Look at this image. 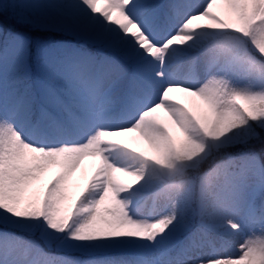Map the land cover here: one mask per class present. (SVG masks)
Returning <instances> with one entry per match:
<instances>
[{
    "label": "snow or ice",
    "instance_id": "snow-or-ice-1",
    "mask_svg": "<svg viewBox=\"0 0 264 264\" xmlns=\"http://www.w3.org/2000/svg\"><path fill=\"white\" fill-rule=\"evenodd\" d=\"M32 2L0 21V264H264V0Z\"/></svg>",
    "mask_w": 264,
    "mask_h": 264
},
{
    "label": "rangeland",
    "instance_id": "rangeland-1",
    "mask_svg": "<svg viewBox=\"0 0 264 264\" xmlns=\"http://www.w3.org/2000/svg\"><path fill=\"white\" fill-rule=\"evenodd\" d=\"M0 5H2L3 8H10L11 10L17 11V10H23V9H41L45 8L48 5L43 2H32V0H0ZM99 7H103V0H100ZM213 11H215L218 15H220L223 19L229 20L231 18L229 9L226 5L223 3H217ZM175 99H178L181 101V103L185 104L190 109L193 110H199L197 108V102L196 104L193 103L192 99L189 97H186L183 93H173L172 94ZM201 114L203 112L201 111ZM161 118L167 119V116L165 113L161 112L159 113ZM113 139L121 144H127L130 148L135 149L137 152H144L146 154H153L152 148L148 141L139 133V132H132L127 133L124 136H116L113 137ZM99 164V159L94 156H86L81 161L79 167L73 171L70 175L67 177L66 181V189L67 194L69 197L73 196L75 192L79 189L81 184L83 183L86 176L90 175L92 171L95 170L96 166ZM63 169L59 167H50L48 168L41 177L40 184H46L49 180H52L59 175L63 173ZM118 179L121 181H128L130 178L127 176H124L122 174H117ZM232 243H235V241H232Z\"/></svg>",
    "mask_w": 264,
    "mask_h": 264
},
{
    "label": "trees",
    "instance_id": "trees-1",
    "mask_svg": "<svg viewBox=\"0 0 264 264\" xmlns=\"http://www.w3.org/2000/svg\"><path fill=\"white\" fill-rule=\"evenodd\" d=\"M3 9H4V11L3 12H0V21H5L6 22V18L7 19H11L10 17L7 16V10L10 9V8H7L6 7V8H3Z\"/></svg>",
    "mask_w": 264,
    "mask_h": 264
}]
</instances>
